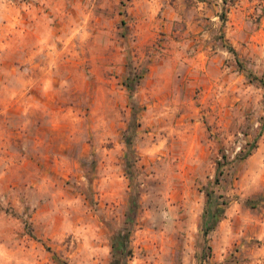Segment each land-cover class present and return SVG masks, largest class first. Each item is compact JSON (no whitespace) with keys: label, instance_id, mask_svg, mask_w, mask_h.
Instances as JSON below:
<instances>
[{"label":"rangeland","instance_id":"rangeland-1","mask_svg":"<svg viewBox=\"0 0 264 264\" xmlns=\"http://www.w3.org/2000/svg\"><path fill=\"white\" fill-rule=\"evenodd\" d=\"M261 78L264 0H0V264H264Z\"/></svg>","mask_w":264,"mask_h":264},{"label":"trees","instance_id":"trees-1","mask_svg":"<svg viewBox=\"0 0 264 264\" xmlns=\"http://www.w3.org/2000/svg\"><path fill=\"white\" fill-rule=\"evenodd\" d=\"M233 2V0H224V3H228V2ZM260 81L262 82V84L264 85V78H261ZM126 85L128 86V88L130 89L131 93L135 90V85H133L132 83V78H128L127 79V82H126ZM256 139L254 140V147H255V144H256ZM126 142H127V145L129 147L132 146V139L131 137H127L126 138ZM251 151H248L246 153H244V150L241 151V153L239 154V157L240 158H245L247 157ZM222 164V163H221ZM220 214V210H216L214 211L213 213V219H212V223L209 225L207 222H205V226L207 227L204 231L205 235H207L209 233V231L214 227V224L218 221V215ZM128 234L129 233H126V231L123 232V236H122V240L120 242V245H114V252H113V260L111 262V264H127L125 261H122L121 259V256H127L126 252H127V242H128ZM207 248L210 249L211 247L207 245Z\"/></svg>","mask_w":264,"mask_h":264}]
</instances>
